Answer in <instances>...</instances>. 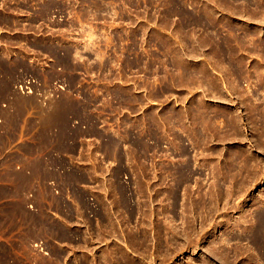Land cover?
<instances>
[{
  "label": "rangeland",
  "instance_id": "rangeland-1",
  "mask_svg": "<svg viewBox=\"0 0 264 264\" xmlns=\"http://www.w3.org/2000/svg\"><path fill=\"white\" fill-rule=\"evenodd\" d=\"M261 1L0 0V159L14 141L22 154L6 167L29 164L30 138L65 154L62 175L42 177L50 210L25 217L43 232L0 252L19 250L20 264H264Z\"/></svg>",
  "mask_w": 264,
  "mask_h": 264
},
{
  "label": "crops",
  "instance_id": "crops-1",
  "mask_svg": "<svg viewBox=\"0 0 264 264\" xmlns=\"http://www.w3.org/2000/svg\"><path fill=\"white\" fill-rule=\"evenodd\" d=\"M30 146L34 147V154L31 156L29 164L25 163L22 165L12 164L9 168L8 159L13 155L22 154L19 149L18 142H11L5 145L2 151V157L0 159V177L6 179V181L0 182V188L3 191L2 196H0V212L9 210V223L0 231V245L6 244L8 246L14 247L19 245L24 240L25 230L30 227L35 228L43 232L44 223H29L26 221L25 217L28 215H40L44 211H49L48 205H43L39 201L38 193L40 188L44 185L48 186V182L43 179L54 176L62 175L63 169L58 165V161L65 157V154L61 151L54 150V145L41 142L37 138H30L28 140ZM12 172V174L10 173ZM20 176H24L30 180V192L20 193V184L18 179ZM31 197H33V202L35 203V210L29 208L31 203ZM21 200L23 203L21 209H19L16 201ZM20 210V211H19ZM12 212V213H11ZM15 212V213H14ZM22 212V213H21ZM13 229L10 230V227ZM36 240L34 242H37ZM26 247L29 249L32 247L31 241H25ZM22 253L17 250H11L6 252H0V264H20L22 259ZM25 257V256H24ZM31 256H29L30 258Z\"/></svg>",
  "mask_w": 264,
  "mask_h": 264
},
{
  "label": "bare ground",
  "instance_id": "bare-ground-1",
  "mask_svg": "<svg viewBox=\"0 0 264 264\" xmlns=\"http://www.w3.org/2000/svg\"><path fill=\"white\" fill-rule=\"evenodd\" d=\"M257 2V1H256ZM264 2V1H261V3ZM260 3V2H259ZM264 4V3H263ZM254 6L258 4L254 2L253 4ZM260 6H262V4H260ZM259 8V7H258ZM262 8L264 9V6H262ZM254 222H256L257 224V230L255 231V235H256V238H258V236L262 235L264 233V212H259L256 214V216L254 217Z\"/></svg>",
  "mask_w": 264,
  "mask_h": 264
},
{
  "label": "built area",
  "instance_id": "built-area-1",
  "mask_svg": "<svg viewBox=\"0 0 264 264\" xmlns=\"http://www.w3.org/2000/svg\"><path fill=\"white\" fill-rule=\"evenodd\" d=\"M29 89V87H27ZM30 91V90H29Z\"/></svg>",
  "mask_w": 264,
  "mask_h": 264
}]
</instances>
